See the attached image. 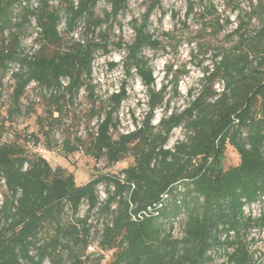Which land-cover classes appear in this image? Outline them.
I'll return each instance as SVG.
<instances>
[{
    "label": "trees",
    "instance_id": "16d2710c",
    "mask_svg": "<svg viewBox=\"0 0 264 264\" xmlns=\"http://www.w3.org/2000/svg\"><path fill=\"white\" fill-rule=\"evenodd\" d=\"M208 1L198 17L203 27L209 25L206 19L212 21L215 31L220 28L219 16ZM257 1L245 14L246 21L238 15L233 47L206 58L209 43L200 35L190 39L197 53L191 59L211 62L201 69L202 88L183 110L164 115L153 125L167 86L155 89L153 69L143 55L145 48L164 49L147 30L149 16L160 4L149 0L142 22L131 21L132 42L124 44L119 38L113 44L126 52L121 63L125 78L134 73L146 89L144 121L113 138L119 126L116 115L127 98L125 79L107 105L99 108L104 116L88 147L70 136L60 147L65 156L83 148L95 162L104 159L107 167L127 157H132V163L116 174L96 172L78 185L72 173L53 169L41 156L29 154L24 144L36 146L41 136L45 148L51 149L63 105L83 88L93 93L94 55L110 52L102 28L112 29L128 0H109L110 11L101 17L95 11L98 0H61L56 6L51 0H0V86L6 76L12 81L7 121L33 113L32 106L23 109L21 103L29 84L35 83L45 94L44 116L36 118L37 133L0 142V181L5 187L0 202V264H100L109 251H113L110 264H210L209 253L220 249H231L228 264L252 263L246 238L254 227L264 228V215L254 219L244 213L245 207L264 198V0ZM193 5L189 1L186 19ZM252 17L261 23L249 36ZM32 21L37 50L28 55L21 48V38ZM79 24L90 39H72ZM182 25L187 28L185 22ZM107 67L111 70L117 64ZM187 74L172 77L174 92L180 77ZM218 81L219 91L214 88ZM188 95L192 97L191 90ZM99 110L92 106L90 118ZM180 126L183 139L167 148L171 133ZM227 146L236 152L238 163L223 169ZM100 185L105 187L103 200L97 194ZM83 204L87 210L78 217ZM66 213L68 220H64ZM91 214L97 217L99 230L90 222ZM181 216L183 234L176 238L172 232ZM96 237L95 250L89 251Z\"/></svg>",
    "mask_w": 264,
    "mask_h": 264
},
{
    "label": "rangeland",
    "instance_id": "374dc122",
    "mask_svg": "<svg viewBox=\"0 0 264 264\" xmlns=\"http://www.w3.org/2000/svg\"><path fill=\"white\" fill-rule=\"evenodd\" d=\"M76 2L77 0H71ZM193 2V11L186 19L185 15L188 11V3ZM61 0H51V4L56 6ZM208 0H160L159 6L151 13L147 21V30L157 40L162 43L164 49L151 50L145 48L143 55L148 60L149 65L153 69L155 79V89L159 90L163 85L167 86L166 98L163 106L154 112L152 124L156 125L162 116H168L171 113H179L185 108L193 97L198 94L202 88L201 69L211 62H199L201 57L191 59V56L197 55L196 43L190 42L195 35H200L209 43L208 54L216 53L220 49H229L237 42V36L232 35V31L236 29L238 15L243 16L245 21L252 6L258 5L257 0H210L219 16L220 28L213 30L212 21L206 19L209 25L203 27L202 20L198 17L201 10L208 5ZM149 0H128L127 8L112 23V29H102L109 37L108 54H102L97 51L94 55L92 63V89L93 93L89 94L88 90L81 89L71 102L68 101L63 105L60 122L57 124L51 137V149L45 148L44 140L41 136L38 145L32 143L24 144L29 154H36L44 158L49 165L54 168H61L66 174H73L76 184H84L91 175L99 172L116 174L119 170L126 168L132 163V157H127L118 164L107 167L104 159L95 162L87 156L82 148L79 152L65 156L60 150L61 142L66 136L76 137L82 141L83 147H88L91 135L95 133L97 122L103 119V112L99 110L107 105L108 97L117 92L120 84L125 80L122 69V60L125 57V50H116L113 46L119 38L124 44H130L133 40L134 33L131 28V21L136 19L138 23L142 22ZM96 15L103 16L104 12L110 11L109 0H98L96 7ZM209 19V18H208ZM228 19L230 23H225ZM210 20V19H209ZM185 22L187 28H183L182 23ZM259 18L252 17L248 25V35L254 36L260 28ZM60 33L63 30V23L58 27ZM218 30V31H217ZM36 30L34 21L25 35L21 38V48L25 54H32L37 50V45L33 40L36 38ZM168 35L169 37H166ZM70 37L66 38V41ZM90 35H85L83 25L79 24L78 29L72 35L74 41H85L90 39ZM171 38V40H170ZM98 40V39H97ZM116 63L117 67L109 69V63ZM256 63H253L255 66ZM188 72L186 76H181L177 91L174 92V85L171 81L176 73ZM127 98L122 101L118 113L116 115L119 126L116 132H113V138H117L119 134H124L135 130L144 121L147 114L148 96L145 87L140 79L133 73L131 77L126 79ZM12 81L6 76L0 86V142L10 143L14 141L15 135L25 136L37 133L38 126L36 118L44 116V91L39 89L35 83L28 85L25 95L21 99L23 109L27 106L33 107V113L29 117H16L12 122L7 121V109L9 107V95L11 93ZM216 90H221V82L214 84ZM188 90L192 91V97L188 95ZM99 110L98 115L90 118L91 107ZM57 116L56 114L54 115ZM184 128L182 126L176 128L171 133L167 148L171 147L176 141L182 140ZM21 142V141H20ZM238 163L236 152L230 147H226L224 159L222 163L223 169L235 166ZM5 191L3 182L0 181V202L2 193ZM97 194L100 200L105 198V187L100 185L97 187ZM87 210L86 204L80 207L78 217L85 214ZM245 215L250 214L252 218L258 219L264 215V198L258 203L244 208ZM70 219L69 214L64 215V220ZM183 216L175 222L173 236L179 238L183 234ZM90 222L95 225V230H99L101 225L97 221V217L91 214ZM98 237L93 239L92 250H95ZM246 242L248 244V252L251 255V264L264 263V228L254 227L250 230ZM228 251L213 250L211 251L212 262L210 264H228L226 263ZM113 251L103 254V260L100 264H110L112 261ZM48 264V263H44Z\"/></svg>",
    "mask_w": 264,
    "mask_h": 264
},
{
    "label": "built area",
    "instance_id": "2783aa9c",
    "mask_svg": "<svg viewBox=\"0 0 264 264\" xmlns=\"http://www.w3.org/2000/svg\"><path fill=\"white\" fill-rule=\"evenodd\" d=\"M63 84L65 85V84H66V82H63ZM88 250H89V251H91V250H92V248H88ZM209 254H210V253H209Z\"/></svg>",
    "mask_w": 264,
    "mask_h": 264
}]
</instances>
